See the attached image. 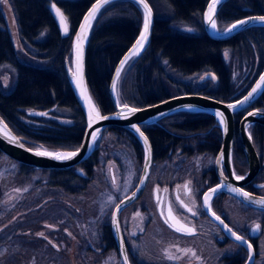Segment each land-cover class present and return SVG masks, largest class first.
<instances>
[{
    "label": "trees",
    "instance_id": "16d2710c",
    "mask_svg": "<svg viewBox=\"0 0 264 264\" xmlns=\"http://www.w3.org/2000/svg\"><path fill=\"white\" fill-rule=\"evenodd\" d=\"M7 1L15 15L20 42L31 61L18 57L0 9V65L8 64L15 71L12 89L5 92L0 88V116L30 148L75 149L81 140L84 119L65 78L63 61L66 57L70 58L71 36L93 0L54 1L69 21L67 36L60 35L49 12L50 0ZM147 1L154 12L151 39L145 51L138 58L130 59L121 70L116 83L119 103L144 106L172 96L173 89L181 84L165 73L163 62L184 76L201 71L213 73L216 83L210 90L192 92L184 87L183 93H200L222 101L241 96L264 68V27L248 28L226 40H214L205 34L202 27L201 14L207 0H159L169 14L166 17L159 16L155 5L151 0ZM253 14H264V0H228L219 9L216 22L219 26L227 27L233 21ZM172 23L191 25L195 32L177 31L171 26ZM140 25V8L129 0L107 4L94 21L86 49L85 73L89 91L101 113L113 110L108 93L109 80L116 62L135 39ZM225 51L229 52L230 63L225 62ZM231 66L255 67L254 76L238 93L230 81ZM254 107L264 111V91ZM28 110L42 111L45 115H29ZM58 110L70 113L67 121L46 119L56 117ZM25 111L29 118L40 120L43 125L27 124L24 121ZM239 116L236 114L234 119L237 120ZM165 118L180 119L182 123L178 121L177 126L184 132L214 124L213 117L206 113L177 112ZM152 127L154 130L146 134L152 144L154 160H158L160 157L156 156L155 150L160 149L168 138L164 136V130ZM105 133L112 134L115 144L129 147L135 158L141 159V147L130 131L110 126L101 131L99 138L102 139ZM213 133L210 150L214 153L218 148L220 133L217 128ZM95 155L96 152H93L86 161L66 170L18 165L26 171H42L47 175L46 185L50 192L63 189L71 194L73 191L75 199L78 197L83 204L82 198L88 193L86 188L94 174ZM0 156L4 155L0 153ZM76 167L82 168L83 172H76ZM258 176H262V173ZM79 188L80 193L77 194ZM107 228L105 226L100 231L102 242L111 245Z\"/></svg>",
    "mask_w": 264,
    "mask_h": 264
},
{
    "label": "rangeland",
    "instance_id": "374dc122",
    "mask_svg": "<svg viewBox=\"0 0 264 264\" xmlns=\"http://www.w3.org/2000/svg\"><path fill=\"white\" fill-rule=\"evenodd\" d=\"M54 1L50 0V2ZM158 1L151 0L158 10V15L168 16V12ZM0 9L5 28L18 52V57L24 61H31L20 42L15 15L9 2L6 0L0 3ZM216 25L218 30L226 27V25L219 26L218 22ZM171 26L180 32H195L191 25L185 23H172ZM224 56L225 62L230 63L229 52L225 51ZM163 68L173 81L181 84L173 89V94L183 93L184 87L192 92L202 89L208 91L216 83V78L212 79V76L208 75L211 72L201 71L184 76L170 69L165 62ZM254 74L255 67L231 66L230 81L236 87V93L252 79ZM14 79V69L8 64H1L0 88L5 92L9 91L13 87ZM25 114L24 121L27 124L43 125L42 121L29 118L26 111ZM69 114L66 110H58L56 117H46V119L63 122L68 120ZM101 140H103L102 146L98 148L100 162L96 170L100 175L103 174V177L101 176L100 179L99 176H94V172L90 179L91 183L86 188L88 193L82 198L83 204L80 202L81 207L77 204L80 212L84 214L82 218L74 215V206L78 202L73 191L69 194L61 189L52 193L46 185L45 173L40 170L20 169L18 163L0 156V264H116L113 253L94 263V256L90 253L89 246L96 240L100 224L108 219L116 201L136 184L141 161L121 144H115L112 134H103ZM109 167L113 168L114 183L111 182L108 174ZM155 175L160 174L157 172ZM164 175L166 173H162L163 177ZM162 176L160 175L161 178ZM17 189L19 191H16ZM52 196L56 197L51 198ZM153 207L155 205L152 201H147L145 214L135 210L130 219L134 223L133 221L139 218L141 227L137 229L132 224L129 234L138 237L139 233H145V244L142 242L134 244L139 251L138 255L141 254V257L146 258L150 264H162L160 263L162 259L168 264H183L187 259L196 260L197 264H201L204 258H201V255L205 256V252L198 243L193 244V247L188 246L187 249L181 248L177 259H175L176 249L174 250L173 247L164 244L160 247L154 246L165 235L156 224H149L144 232L143 225L151 219L149 213ZM173 207L177 210L176 206ZM228 216L237 225L249 221L240 219L236 213H230ZM39 233H43V236L38 235ZM205 249L209 256V264H218L217 253L212 254L208 246ZM259 254L264 259V235L259 241ZM169 256L173 259H169Z\"/></svg>",
    "mask_w": 264,
    "mask_h": 264
},
{
    "label": "flooded vegetation",
    "instance_id": "af4514ba",
    "mask_svg": "<svg viewBox=\"0 0 264 264\" xmlns=\"http://www.w3.org/2000/svg\"><path fill=\"white\" fill-rule=\"evenodd\" d=\"M251 108L257 107H254L253 104L245 111L238 113L240 116L237 120L234 119L231 167L232 172L234 171L235 175L238 176L245 174L248 170V163L242 150L241 139L238 133V123L241 116ZM43 115H45V113ZM178 121L182 123L180 119L162 118L157 123L153 124L155 128L164 130L166 132L164 133V136L168 138L160 149L155 150L156 156L160 157L158 160H154L152 144L146 134L149 130H154V128L152 125L140 126L151 144L152 163L146 185L141 195L131 204L124 207L120 211L118 218L128 261L130 264H150L146 258L143 256L141 257V254L138 255L139 251L134 247V244H140L141 242L145 244V233L140 234L138 232L139 236L135 237L129 234V230L132 224L135 225L134 228L139 229L141 227L138 220L139 218H136L135 221H133L134 223L130 221L132 213L137 210L142 214H145L147 201H152V204L155 205V207H153L149 213L151 219L143 225L144 232L149 224H156L165 237L167 236V239H165V237L159 239L154 246L156 245V247H160L164 244L165 246L173 247L174 250L176 249L175 259H177L181 248L187 249L188 246L193 247V244L198 243V246H202L203 252H205V256L201 255V258L204 257L201 264H209V256L206 254L207 250L205 249L207 246L212 254L214 252L217 253L216 262L218 264H243L248 257L247 250L238 243L232 241L219 225L211 220L202 205L204 192L219 181V176L215 170V157L220 146L221 136L219 137V140L217 138V150L214 153L210 150V147L213 144L212 139L215 135L213 131L215 128H217V130H219V128L214 120V124L211 127L191 128L190 131L184 132L182 129L178 128ZM248 131L259 162V168L255 177L243 185L242 188L251 193L264 195V127L257 124H251L248 126ZM100 138L96 141L93 152H96L94 176H99L101 179L103 174L100 175L96 170L98 163L100 162L98 148L100 149L103 141ZM125 148L130 150L127 146H125ZM139 160L141 161V159ZM75 170L79 174L83 172V169L80 167H76ZM157 172L161 176L162 173H166V175L161 178L160 175H155ZM221 173H223V176H227L223 165H221ZM260 173H262V176L259 177L258 175ZM108 174L110 175L111 182L114 183L115 179L112 167L108 168ZM185 184L191 189L190 192L185 189ZM135 185L128 191V193L135 187ZM79 193L80 188L78 189L77 194ZM121 198H119L116 203ZM76 202L78 203L74 206V215L82 218L83 215L80 212L81 203L78 197ZM77 204H79L80 207L77 206ZM210 205L211 210L220 216L232 231L236 232L237 235L244 237V239L252 245L254 252L252 264H264V259L261 258L259 254V241L264 235V212L250 209L240 203L237 199L225 193H219L212 197ZM173 206H176L177 210ZM189 209H191V211H189ZM111 212L108 219L100 224L96 240L92 241L89 246L90 253L94 256V263L100 262L104 256L106 257L110 253H113L116 258V264H120L119 255L116 250L110 227ZM226 212H228V214L236 213L240 219L243 218L244 220L246 219L249 221L248 223H240L241 225H237ZM193 213H195V215H193ZM257 224L260 225V229L253 231ZM105 226L108 227L107 229L110 232L111 245H106L102 242L103 239L100 231L103 230ZM176 228H181L182 230L176 231ZM188 229H193L194 231L191 234H188ZM160 263L168 264V262L163 259ZM197 263L198 261L191 259H187L183 262V264Z\"/></svg>",
    "mask_w": 264,
    "mask_h": 264
},
{
    "label": "water",
    "instance_id": "95a60500",
    "mask_svg": "<svg viewBox=\"0 0 264 264\" xmlns=\"http://www.w3.org/2000/svg\"><path fill=\"white\" fill-rule=\"evenodd\" d=\"M116 1V0H110L109 3ZM137 4V6L140 8L141 11V25L138 30V33L135 37V39L132 41V43L129 45V47L123 52L119 60L116 62L115 67L113 68L110 80H109V86H108V93L109 97L113 106V110L107 113H101L98 106L95 104L92 95L89 91L87 81H86V73H85V56H86V49L89 42L91 29L94 24L95 19L97 18L99 12L102 10L103 7H105L107 4L103 5L100 10L96 13L95 18H92L90 20V26L86 28L85 32H82V26L86 25L88 22L86 21V17L89 16V12L93 8V5L97 3V0H93L89 6L86 8V10L83 12L70 40V58L68 61V58H65L63 61V71L65 78L67 80V83L72 91L73 97L83 115L84 119V130L81 136L80 143L77 148L75 149H49L46 147H36V148H30L24 144V142L21 140L19 136H17L12 129L5 123L3 118L0 116V121L3 123L0 124V153L6 156L7 158L22 164L26 165L32 168L37 169H43V170H66L69 168H72L74 166H77L84 161H86L90 155L92 154L95 143L99 139L101 131L110 126H119L127 129L130 131L136 140L139 142L141 149H142V156H141V169L138 177V181L135 185V187L123 198H121L113 207L111 216H110V227L112 230L113 239L115 242L116 250L119 255L120 264H125L124 256H125V248L123 244V239L121 235V230L119 226V231L116 230L115 223L113 222V214L116 215V220L119 223V214L120 211L131 204L133 201H135L142 193L148 176L150 172V167L152 163V149L151 144L148 140V144L146 145L144 143V140L142 137L139 136L138 133L135 132V130L132 128V125L135 124L140 128L141 125H153L157 123L160 119L165 118L166 116H169L173 113L177 112H190V113H206L213 117L215 120L221 136L220 146L217 151L216 157H215V170L219 176V181L215 185L208 188L205 193H209V190L211 188H216L218 185H221L222 183L225 185H230L235 188L243 189L242 186L251 181L259 168V162L257 159V156L255 154L254 148L251 143V138L248 131V126L251 124H257L259 126L264 127V111L259 110L257 108H251L247 110L240 118L238 123V133L241 139V147L244 152V155L246 157L247 163H248V170L245 174L241 175L244 177L243 180H236L231 167V149H232V137L234 132V116L250 106H252L255 101L259 98V96L264 91V85H262L261 89H259L256 93L252 95L247 101H245V97H248L249 93L252 92L253 88H256L258 83H261L260 77L264 76V68L261 70V72L257 75L255 80L252 82L250 87L238 98L229 100V101H222L220 99L214 98L209 95H204L200 93H180L172 96H168L166 98H163L159 101L144 105V106H133L126 103H119L117 98L116 89L113 90V82L115 81L117 83V69L121 70L123 69L124 65L130 60L134 58H138L147 48L149 45L150 39H151V33L152 28L154 25V13L152 10V7L148 3L147 0L145 2L148 4V6L151 8V24L149 27V33H148V40L144 43V47L138 52L133 53V46L136 44V41L140 38V33L144 30V16H145V9L142 4L138 3L137 0H129ZM228 0H219L215 7V12L213 14V18L216 22V16L221 8V6L227 2ZM108 3V4H109ZM211 3V0H207L202 14H201V20H202V27L205 32V34L214 40H226L237 33L248 29L252 27H264V22H261L259 20L251 19L254 17H260L264 16V14H253V15H247L242 18H239L232 23H230L227 27H225L222 30L212 29L208 20H207V14H208V7ZM53 4L56 8L60 9L55 2L49 3V12L55 21V24L59 30V33L61 36H67L69 33H65L61 27L59 18L57 17L55 13V9L52 7ZM60 11L63 13V11L60 9ZM64 14V13H63ZM65 16V14H64ZM66 17V16H65ZM68 29H69V21L66 17ZM240 20H247L248 23L237 27L231 32L226 31L227 29L231 28L233 24H235L237 21ZM80 36L82 38V46H83V55H82V70H83V86L86 88L88 96L91 97V100L93 104L95 105L96 109L99 111L101 116H107L109 119L106 120H96L92 123V126L89 127V106L85 102L84 98L80 94V88L76 86V81L73 79V72L76 71V65L78 62L77 58V52H76V44H77V37ZM86 36V39H83V37ZM125 57H129L127 61L124 63L123 67H121V61L125 60ZM206 75V74H205ZM211 76H214L212 73L208 74ZM210 77V76H206ZM241 101H245L244 103H239ZM127 105L129 108H135L139 111L135 113H131L127 115V118L118 116L121 112L127 113V109H125L123 106ZM228 105H235V108H229ZM217 112H221L224 114L225 124H220V118L216 115ZM30 115H37L41 116L44 113L41 111L32 110L28 112ZM253 114V115H250ZM4 125L7 126L6 131L10 132L12 136H15L20 143H22L24 146L20 147L17 144L9 142V140L3 135ZM226 128V130H225ZM141 129V128H140ZM142 131V129H141ZM144 133V132H143ZM92 134H95L96 140L95 142L92 141L91 137ZM145 135V133H144ZM146 136V135H145ZM147 137V136H146ZM150 147V159L146 161L145 157L147 155V151ZM41 150H48L51 152H73L77 151L78 154L69 160H56L50 157H42L35 155L36 149ZM28 149H32V151H29ZM221 153L224 155V159L222 162L218 163ZM221 165L224 166L226 170L227 176L221 175ZM244 192H247L250 194V197L253 201H259L261 198H264V195H259L255 193L248 192L243 189ZM219 193H225L227 195L232 196L233 198L237 199L240 203L245 205L246 207L250 209H254L257 211L264 212V206H261L258 203H251L244 199L242 195H238L237 193H233L228 191L227 187H223L218 189L215 195ZM204 194L202 197V205L206 212V214L213 220L215 223L219 225V227L224 231V233L234 242L241 245L243 248H245L248 252V257L246 261L243 264H252L254 259V252L253 249L249 251L248 249V242L244 239L245 242L237 241L234 237H232L228 231L225 229L224 224H221L219 220H216L215 217L211 215V213L207 210V208L204 205ZM211 195V194H210ZM215 195L211 196L214 197ZM210 199V201H211ZM209 201V203H210ZM119 205L120 210L119 212H116V206ZM217 215V214H216ZM229 228V227H228ZM127 264H130L129 261Z\"/></svg>",
    "mask_w": 264,
    "mask_h": 264
},
{
    "label": "snow or ice",
    "instance_id": "6c2138e0",
    "mask_svg": "<svg viewBox=\"0 0 264 264\" xmlns=\"http://www.w3.org/2000/svg\"><path fill=\"white\" fill-rule=\"evenodd\" d=\"M4 2H6V0H0V3H4ZM109 2H110V0H97V3L93 5V8L89 12V16L86 17V21L88 23L86 25L82 26V29H81L82 32H85L86 28L88 26H90V20L92 18H95L96 13L100 10V8L103 5L108 4ZM137 2L143 5V7L145 9V16H144V30L140 33V38L136 41V44L133 46V53L134 54L138 53L144 47V43L148 40L149 27L151 24V8L148 6V4L145 2V0H137ZM218 2H219V0H211V3L209 4V7H208L207 20H208L212 29L217 28L216 22L213 18V14L215 12V7H216ZM52 7L55 9V13H56L57 17L59 18V21H60V24H61L63 31L65 33H68L69 29H68L66 17L60 11V9L55 7L54 4ZM251 19H255V20H259L261 22H264V16L254 17ZM246 23H248L247 20L237 21L235 24H233L231 26V28L227 29L226 31L231 32L234 29H236L237 27L242 26ZM189 31H191V29H189ZM83 39H86V36H84ZM76 52H77L78 62L76 65V71L73 72V79L76 81V86L78 88H80V90H81L80 91L81 96L84 98L85 102L89 106V127H91L92 123L94 121L106 120V119H109V117L100 115L99 111L96 109L95 105L93 104L91 97L88 96L86 88H84V86H83V70H82L83 46H82V38L80 36L77 37ZM128 58L129 57H125V60L121 61V67H123L124 63L127 61ZM119 75H120V69H117V73H116L117 78L119 77ZM211 78L215 79L214 76H212ZM260 81H261V83H258L256 88L252 89V92L249 93L248 97H245V101H247L250 97H252V95L254 93H256L259 89H261L262 85H264V76L260 77ZM112 87H113V90L115 91V89H116V82L115 81L113 82ZM245 101H241L239 103H244ZM123 107L125 109H127V113L121 112L120 114H118V116H121L124 118H127L128 114L135 113V112L139 111L138 109H135V108H129L127 105H124ZM228 107L229 108H235V105H228ZM216 115L220 118V124H222V125L225 124L224 114L221 112H217ZM250 115H253V114L250 113ZM2 123L3 122L0 121V124H2ZM132 128L135 130L136 133L139 134L140 137L143 138L144 143L147 145L148 144V138L144 135L143 131H141V129L138 126H136L135 124L132 125ZM6 129H7V126L4 125L3 135L9 140V142L17 144L20 147H23L24 145L22 143H20L19 140L15 136H12L10 132L6 131ZM225 130H226V128H225ZM91 139L93 142H95V140H96L95 134H92ZM28 150L32 151V149H28ZM34 154L37 156L50 157V158L62 161V160L72 159L73 157H75L78 154V152L77 151H73V152H51V151H48L46 149L41 150L38 148L35 150ZM145 159H146V161L150 159V147L147 151V155H146ZM223 159H224V155H223V153H221V156L217 162L220 163L223 161ZM221 175H223V173H221ZM233 175H234L236 180H243L244 179L243 176L235 175L234 171H233ZM184 187L188 192L191 191V189H189L187 184H185ZM223 187H227L228 191H230V192L237 193L238 195H242L244 197V199L248 202L258 203L261 206H264V198H261L259 201H253L250 197V194L247 192H244L243 189L235 188V187H232L230 185H225L222 183L221 185H218L216 188H211L209 190V193L204 194V205H205V207L211 213V215L213 217H215L216 220L220 221L221 224H224V221L221 219L220 216L216 215V213L211 210V205H210L209 201L211 199V196L215 195L216 192L218 191V189L223 188ZM16 191H19V189H17ZM119 210H120V207H119V205H117L116 206V212H119ZM189 211H191V209H189ZM193 215H195V213H193ZM112 219H113V222L115 223L116 230L119 231V223L116 220L115 213L113 214ZM224 227L228 231V233L232 237L235 238V240L245 242L244 237L237 235L236 232L232 231L231 228H228V226L226 224L224 225ZM259 229H260V225L257 224L255 226V228L253 229V231H257ZM181 230H182L181 228H176V231H181ZM193 231H194L193 229L187 230L188 234H191ZM38 235L43 236V233H39ZM69 235H70V233H69ZM248 249H249V251L252 250L251 244H248ZM168 258L173 259L172 256H169ZM124 260H125V264H127V262H128L127 254H125Z\"/></svg>",
    "mask_w": 264,
    "mask_h": 264
},
{
    "label": "bare ground",
    "instance_id": "6f19581e",
    "mask_svg": "<svg viewBox=\"0 0 264 264\" xmlns=\"http://www.w3.org/2000/svg\"><path fill=\"white\" fill-rule=\"evenodd\" d=\"M14 48H15V47H14ZM15 50H16V48H15ZM27 57H28V56H27ZM28 58H29V57H28ZM14 83H15V79H14ZM13 86H14V84H13ZM11 89H12V88H11ZM11 89H10V90H11ZM10 90H9V91H10ZM29 111H32V110H28L27 112H29Z\"/></svg>",
    "mask_w": 264,
    "mask_h": 264
}]
</instances>
